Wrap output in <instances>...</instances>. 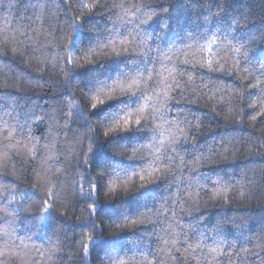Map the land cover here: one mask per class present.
<instances>
[{
  "label": "trees",
  "instance_id": "obj_1",
  "mask_svg": "<svg viewBox=\"0 0 264 264\" xmlns=\"http://www.w3.org/2000/svg\"><path fill=\"white\" fill-rule=\"evenodd\" d=\"M9 3L13 5L12 8L8 7ZM80 3L93 5V13L80 9ZM69 4L71 7L61 6V0L47 3L46 0H0V197L16 191V204L12 206L23 205L18 216H9L0 210V237H3L5 230L10 231L8 222L14 216L19 230L22 223L27 227L20 217L42 214V205L35 196L21 199L25 191L35 192L40 200H44L48 198L53 185L58 184L51 211L53 217L62 220L63 224L50 222L53 224L51 230L46 225L41 226L40 231L46 233L49 240L41 242L34 237L33 242L40 251L33 249L28 255L36 264H97L95 253L90 258L84 257L80 244L81 229L72 226L87 224L91 218L88 215L91 211L90 201L80 202L81 187H91L83 179L81 168L87 170L84 159L92 138L103 143L104 137L98 121L89 118L90 103L82 87H77L78 84L82 85V80H73L72 86L66 87V82L71 79L65 76V72L68 70L66 61L69 40L73 36L68 22L87 17L89 23L84 35H88V29L105 35V28L112 29L115 26L113 38H117L120 32L125 36L129 33L135 36L133 29L140 25L141 20L146 19L148 12L155 11L158 15L148 22L151 28H159L164 20L172 23V32L177 30L178 23L186 30L196 31L199 22L198 30L205 33L210 29L215 31L217 28H228L248 45L255 68L245 71L251 65L245 63L243 52L237 54L221 50L219 57L225 66L224 70L222 73L211 74L219 79H209L205 70L201 82V70L198 68L193 74V81H188L187 73H184L180 77L185 85L184 96L178 98L181 101L179 104L176 100L172 101L173 108L169 114L174 121L173 125H159V122L152 125L157 134L164 133L155 142L156 150L171 152L172 145L168 139L176 131V109L179 108L182 117L192 121L194 137L185 145L186 167L177 158L171 171L162 167L166 173V177H162V188L152 186L155 196L149 198L148 203L151 205L152 200L156 199V207L161 209L159 214H152V218L160 220L155 226L156 230L163 236L164 230L170 228V222L178 218L180 225L188 231L187 225L190 222L197 224L193 217L202 218V224H197L200 229L197 236L183 243V247H180L183 240L178 241L175 247L172 245L171 231L167 232V244L162 238L153 237V264H264V115H257L261 112V103H264L258 99L264 88V76L260 75L261 63L264 61L258 59V54L257 57L251 55L258 47L264 49V0H69ZM168 7L172 8L171 13L163 11ZM62 8H67V12ZM206 16L210 20L207 24ZM232 24H238V27L233 30L229 27ZM237 56L239 65L233 63ZM185 58L195 62L196 56L189 51L187 57L181 54L165 63H176L183 71L185 66L180 61ZM88 59L108 60L109 56L101 52L92 57L81 54L75 57L73 73L89 71L84 69ZM156 68L157 71L161 70L159 64ZM150 83L152 88H158L156 81ZM253 103L256 107L252 106ZM110 107L106 106L100 111L104 112ZM77 111L82 118L75 115ZM253 115H257V120H252ZM193 116L198 119L199 126L197 121L192 120ZM25 122L33 125L31 130L34 137L42 138L41 152L31 164L27 129L23 136L14 133L15 138L3 134L5 129L11 130L17 123ZM161 141L164 142L163 146ZM126 143L121 142L122 145ZM193 146L202 148L204 153L215 150L211 165L204 164L201 168L203 174L213 175L209 171L211 168L224 178L229 189L226 195L214 196L211 189L199 195L192 191L189 195L187 185L177 189L181 176L188 178L192 171V160L188 157L194 152ZM136 148L140 149V145L137 144ZM108 151L116 153L118 157L125 154L123 146H111ZM148 152V149L134 151L132 147H127L126 162L127 157H135L140 161ZM195 155L201 153L196 152ZM164 162L172 163L166 158ZM96 175V172L92 173L93 178ZM140 184L137 177L127 184H119L115 192L101 191L100 204H112L113 211L134 209L137 204L135 193L142 190ZM4 185H7L6 189ZM164 189H170L168 195L172 200H179V204L164 205L159 199ZM9 199L12 197L9 196ZM140 200L143 201L144 197H140ZM4 203L7 204V201ZM94 218L98 226L106 229L105 238L117 233L130 236L132 229L137 227L121 223L120 227L109 228L103 214ZM143 226L148 227L149 231L144 233L145 242L142 247L147 246V238L153 229V225L147 221ZM172 226L175 227L174 224ZM175 230L178 232L179 228ZM35 231L33 228L32 232ZM195 239H203L205 245L218 247L216 259L212 260L207 247L191 253L186 251L188 243ZM214 241L223 243L214 245ZM127 243L131 246L141 242L130 237ZM11 251L5 248L3 239H0V254ZM9 261L10 264H20L15 257L10 256Z\"/></svg>",
  "mask_w": 264,
  "mask_h": 264
},
{
  "label": "snow or ice",
  "instance_id": "obj_2",
  "mask_svg": "<svg viewBox=\"0 0 264 264\" xmlns=\"http://www.w3.org/2000/svg\"><path fill=\"white\" fill-rule=\"evenodd\" d=\"M47 2H51V0H46ZM63 5L71 7L69 0H61V6ZM8 7L12 8L13 5L9 3ZM93 7L89 3L79 4V8L87 9L89 14L93 13ZM104 7H107V5H104ZM62 10L67 12V8H62ZM163 11L171 13L172 8H164ZM156 15L158 13L155 11L148 12L146 19L141 20L140 25L133 29L136 33L135 36L130 33L125 36L123 32H120L117 38L112 37L115 26L112 29L105 28V35H101L93 29H88V35H84V30L89 23L87 17L68 22V26L73 31V36L69 40L68 59L66 61L68 70L65 72V76L71 79L66 82V87H71L73 80H82V85L78 84L77 87H82L84 95L90 103L89 118H95L98 121L99 127L103 129L104 137L103 143H100L95 137L92 138L84 159L87 170L81 168L83 179L89 182L91 187L90 189L81 187L80 202L90 201L91 211L88 215L91 218L87 224L72 226L81 229L80 244L84 257L90 258L95 253L97 264H153L155 259L151 251V245L155 242L153 237L156 239L162 238L163 242L167 244L169 242L167 232L171 231L173 233L172 245L175 247L178 241L183 240L180 244V247H183V243L192 241L197 236L200 230L197 224H202L200 216L192 218L197 224L190 222L187 225L188 231H185V226L180 225L179 219L175 218L170 222V228L164 230V234L161 236L155 227L160 223V220L152 218L153 212L159 214L161 211L156 207L158 201L153 199L151 205L148 203L149 198L155 196L152 186L157 188L163 186L162 177H166V173L162 171V167L171 171L172 164L175 163L177 158L181 165L186 167L185 145L194 138L191 129L192 121L188 120L187 117H182L180 109H176V131L169 136L168 143L172 145V150L167 153L156 150L157 145L155 142L164 133L157 134L156 128L152 125L157 122H159V125L165 123L173 125L174 121L169 114L173 108L172 101L176 100L179 104L181 101L178 98L184 96L185 85L180 78L184 73H187L188 81H193V74L198 68L201 70V82H203V72L205 70L209 74V79H219V77H212L211 74L222 73L224 70L225 66L219 57L221 50L237 54L243 52L245 63L251 65V68H245V71H251L252 68H255V63L250 59L248 45L243 42L242 37L233 35L228 28H217L215 31L210 29L205 33L198 30L199 22L196 31L186 30L178 23L177 30L172 32V23L168 20L162 21L159 28H151L148 22ZM65 19L68 18L65 17ZM209 22V17L206 16L205 23ZM229 27L235 30L238 24H232ZM170 32H172L171 35H169ZM21 35L27 34L21 33ZM120 36H124V38L119 39ZM130 42L131 47H129ZM133 48L137 50L133 51ZM13 51L15 52L16 49L14 48ZM189 51L196 56V59L195 62L188 58L180 61L185 66L183 71L176 63H165L166 60L171 61L173 57L178 58L181 54L187 57ZM98 52L108 55L109 59H88L84 69L89 71L73 73L72 66L75 65V57L81 54L92 57ZM257 54L258 59L264 61V49L258 47L251 53L253 57H257ZM57 58H59V54H57ZM233 63L239 65V56ZM157 64L161 66L160 71H157ZM165 72L167 75H165ZM230 75L232 74L230 73ZM260 75L264 76V63H261ZM151 81H156L158 88H152ZM258 99L264 101V88L261 89V96ZM106 106L111 107L101 112L100 110ZM252 106L256 107V104L253 103ZM73 107L75 106L73 105ZM75 115L82 118L79 111ZM257 115H264V103H261V112ZM257 115H253L252 120H257ZM32 118L34 119V116ZM192 120L197 121V126H199V121L195 116ZM185 125H188V127L186 128ZM36 126L38 127V124ZM32 127L33 125L27 122L24 124L17 123L13 129H5L3 133L6 137L15 138L14 133L23 136L25 129H27L26 139L30 152V164L38 158L41 152L40 139H42L33 136ZM122 141L127 143L122 145ZM137 144L140 145V149L136 148ZM163 144L164 142L161 141V146ZM111 146H123L125 154L118 157L116 153H110L108 149ZM127 147H132L134 151L148 149L149 152L140 161H137L135 157H127L126 162ZM193 148L194 152L188 157L192 160V171L188 178L181 176L180 183L176 185L177 189L179 190L182 185H187L189 195L192 191L199 195L200 192L206 189H211L214 196L217 197L226 195L229 189L224 178L217 175L211 168H209V171L213 172V175L203 174L201 168V165L204 164L211 165L215 150L211 149L204 153L203 149L198 146H193ZM196 152L201 153V155H195ZM165 158L172 163L166 164L164 162ZM93 172L97 174L95 178L92 177ZM137 177L141 182L140 187L142 190L135 193L137 204L134 209L130 208L125 212H121L119 209L113 211L114 206L112 204H100L101 191L115 192L119 184H127ZM212 185H215V187L213 188ZM57 186L58 184L53 185L48 198L44 200H40V197L30 190L22 194V200L27 199L29 196H35L42 205V214L20 217V220L26 222L27 227L22 223L19 225V230L17 229L15 216L12 221L8 222L10 231L5 230L3 237H0V239H3L5 248L12 249V251L0 254V264H10V256L18 258L20 264H36V261L28 255L33 249L37 252L40 251L39 247L33 242L34 237L39 238L41 242L49 240L46 233L40 231V227L46 225L51 230L53 224L50 222L63 224L62 220L53 217L51 211ZM3 187L6 189L7 185ZM72 187L74 189L75 185ZM169 191L170 189H164V194L159 199L163 201L164 205L169 203L179 204V200H172L168 195ZM241 194L243 195V193ZM16 195L17 192L13 191L0 197V210L9 216H13V214L18 216L23 207V205L12 206L16 204ZM9 196L12 199H9ZM140 197H144V200L141 201ZM5 200L7 204L4 203ZM172 211L175 216L174 207ZM101 214L108 220L109 228L113 226L120 227L121 223L124 226L131 224L137 227L132 229L130 236L117 233L114 236L105 238L106 229L98 226L94 218ZM145 221L152 224L153 229L147 238V246L142 247L141 245L145 242L144 233L149 231L148 227H141ZM173 224L175 227L172 226ZM33 228L36 229L34 233L32 232ZM176 228H179L178 232L175 230ZM13 233L16 234L13 235ZM92 233H95V235ZM130 237H135L141 243H133L128 246L127 241ZM17 240L20 241L19 244L16 243ZM222 243V241L213 242L214 245H221ZM202 247H207L212 260L216 259L218 247L205 245L203 239H195L194 242L188 243L186 251L191 253ZM177 251H179V248H177Z\"/></svg>",
  "mask_w": 264,
  "mask_h": 264
}]
</instances>
